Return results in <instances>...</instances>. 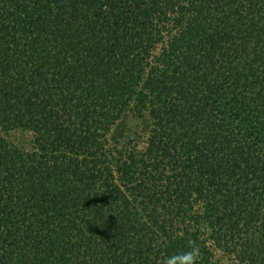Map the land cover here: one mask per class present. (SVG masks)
<instances>
[{
    "label": "trees",
    "instance_id": "16d2710c",
    "mask_svg": "<svg viewBox=\"0 0 264 264\" xmlns=\"http://www.w3.org/2000/svg\"><path fill=\"white\" fill-rule=\"evenodd\" d=\"M190 240L264 264V0H0V264Z\"/></svg>",
    "mask_w": 264,
    "mask_h": 264
},
{
    "label": "clouds",
    "instance_id": "9594fccd",
    "mask_svg": "<svg viewBox=\"0 0 264 264\" xmlns=\"http://www.w3.org/2000/svg\"><path fill=\"white\" fill-rule=\"evenodd\" d=\"M200 249L194 241H188L187 250L167 256L160 264H199Z\"/></svg>",
    "mask_w": 264,
    "mask_h": 264
},
{
    "label": "rangeland",
    "instance_id": "374dc122",
    "mask_svg": "<svg viewBox=\"0 0 264 264\" xmlns=\"http://www.w3.org/2000/svg\"><path fill=\"white\" fill-rule=\"evenodd\" d=\"M144 122L141 121V124H143ZM139 122L136 121L133 118L130 117H124L123 119L119 120L118 123L113 127V131L114 134H119L121 135L122 133H124L128 128H132V127H138Z\"/></svg>",
    "mask_w": 264,
    "mask_h": 264
}]
</instances>
